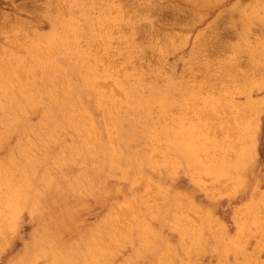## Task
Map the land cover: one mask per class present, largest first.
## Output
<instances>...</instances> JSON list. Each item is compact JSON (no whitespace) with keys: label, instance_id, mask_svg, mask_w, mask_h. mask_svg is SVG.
<instances>
[{"label":"rangeland","instance_id":"rangeland-1","mask_svg":"<svg viewBox=\"0 0 264 264\" xmlns=\"http://www.w3.org/2000/svg\"><path fill=\"white\" fill-rule=\"evenodd\" d=\"M0 65V264H264V0H0Z\"/></svg>","mask_w":264,"mask_h":264},{"label":"bare ground","instance_id":"bare-ground-1","mask_svg":"<svg viewBox=\"0 0 264 264\" xmlns=\"http://www.w3.org/2000/svg\"><path fill=\"white\" fill-rule=\"evenodd\" d=\"M141 4H142V2H141ZM121 8H122V7H121ZM60 9H61V8H60ZM125 9H126V8H125ZM62 10H63V9H62ZM151 10H152V9H151ZM120 12H121V11H120ZM58 13H59V12H58ZM61 13H62V12H61ZM123 13H124V12H123ZM123 13H122V14H123ZM132 13H133V11H132ZM125 14H127V13H125ZM145 14H146V13H145ZM59 15H62V14H59ZM133 15H134V13H133ZM142 17H143V16H142ZM140 18H141V17H140ZM136 19H137V18H136ZM136 21H137V20H136ZM99 23H100V22H99ZM93 24H94V23H93ZM93 26H94V25H93ZM95 29H96V28H95ZM98 29H99V28H98ZM69 31H70V30H69ZM83 33H84V31H83ZM85 33H86V32H85ZM72 34H73V32H72ZM70 35H71V33H70ZM37 37H38V36H37ZM31 40H32V39H31ZM68 40H69V39H68ZM70 40H71V39H70ZM37 41H38V38H37ZM37 41H35V43H36ZM127 41H128V40H127ZM43 42H44V41H43ZM38 43H39V42H38ZM42 44H43V43H42ZM54 44H55V43H54ZM54 44H53V45H54ZM38 45L40 46V44H38ZM20 46H21V45H20ZM24 46H25V45H24ZM36 46H37V45H36ZM90 46H91V45H90ZM43 47H44V46H43ZM18 48H19V47H18ZM21 48H22V46H21ZM41 48H42V46H41ZM45 49H46V48H45ZM106 49H107V48H106ZM46 50H48V49H46ZM5 52H6V51H5ZM48 52H49V51H48ZM54 53H55V52H54ZM15 55H16V54H15ZM28 55H29V54H28ZM28 55H27V57H28ZM52 55H54V54H52ZM38 56H41V55L38 54ZM5 57H6V56H5ZM8 57H9V56H8ZM43 57H44V56H43ZM6 58H7V57H6ZM33 58H34V57H33ZM36 58H37V57H36ZM89 58H90V57H89ZM92 58H93V57H92ZM27 59H29V58H27ZM66 59H67V58H66ZM72 59H73V58H72ZM96 59H97V57H96ZM11 61H12V59H11ZM11 61H9V62H11ZM89 61H90V60H89ZM96 61H97V60H96ZM1 64H2V62H1ZM5 65H6V64H5ZM0 66H1V65H0ZM3 67H5V66H3ZM44 67H45V66H44ZM80 67H81V66H80ZM109 67H110V66H109ZM1 68H2V67H1ZM47 68H48V67H47ZM14 69H15V68H14ZM2 70H3V69H2ZM108 70H109V69H108ZM0 71H1V70H0ZM17 72H18V71H17ZM38 72H39V71H38ZM4 73H5V72H4ZM21 73H22V72H21ZM31 73H32V72H31ZM36 73H37V72H36ZM1 74H2V73H1ZM18 74H19V72H18ZM38 74H39V73H38ZM2 76H3V75H2ZM22 76H24V75H22ZM27 76H28V75H27ZM33 76H35V75H33ZM4 77L6 78V76H4ZM14 77H15V76H13V78H14ZM89 77H90V76H89ZM0 78H1V77H0ZM10 79H12V78H10ZM16 79L18 80V79H20V78H16ZM23 79H24V78H23ZM18 81H19V80H18ZM9 82H11V81L9 80ZM211 85H212V84H211ZM211 85H210V86H211ZM6 86H7V85H6ZM57 86H58V85H57ZM7 87H9V86H7ZM60 88H61V87H60ZM208 88H209V87H208ZM213 88H214V87H213ZM213 88H212V89H213ZM231 88H232V87H231ZM10 89H11V88H10ZM210 89H211V88H210ZM115 90H116V89H115ZM208 90H209V89H208ZM236 90H237V88L235 89V91H236ZM116 91H117V90H116ZM214 91L217 92V90H214ZM214 91H213V92H214ZM227 91H228V90H227ZM117 92H119V91H117ZM209 92H210V90H209ZM220 92H221V91H220ZM222 92H224V91H222ZM115 94H117V93H115ZM119 94H120V93H119ZM121 94H122V93H121ZM207 94H208V93H207ZM207 94H206V95H207ZM52 95H53V94H52ZM97 95H98V94H97ZM117 95H118V94H117ZM225 95H226V94H225ZM115 96H116V95H115ZM119 96H120V95H119ZM121 96H122V95H121ZM211 96L213 97V95H211ZM217 96H219V95H217ZM217 96H216V97H217ZM53 97H54V96H53ZM214 98H215V97H214ZM218 98H219V97H218ZM205 99H206V98H205ZM217 100L220 101L219 99H217ZM224 101H225V100H224ZM105 102H106V101H105ZM211 102H213V99H212ZM215 102H216V101H215ZM221 103H223V102H221ZM225 103H226V102H225ZM225 103L223 104L224 107H225ZM229 103H230V101H229ZM76 104H77V103H76ZM102 104H103V103H102ZM107 104H108V102H107ZM115 104H116V103H115ZM213 104H214V102H213ZM216 104H217V102H216ZM230 104H231V103H230ZM221 105H222V104H221ZM226 105H227V104H226ZM228 105H229V104H228ZM228 105H227V107H228ZM77 106H78V105H77ZM101 106H102V105H101ZM101 106H100V107H101ZM253 106H254V105H253ZM212 107H213V106H212ZM218 107H219V110H220L221 106H219V104H218ZM75 108H76V107H75ZM79 108H80V107H79ZM79 108H78V109H79ZM120 108H121V107H120ZM207 108H208V107H207ZM209 108H210V107H209ZM214 108H215V109H212V110H216V107H215V106H214ZM222 108H223V106H222ZM228 108H229V107H228ZM228 108H227V110H228ZM231 108H232V107H231ZM252 108H253V107H251V109H252ZM210 109H211V108H210ZM210 109H209V110H210ZM224 109H225V108H223L222 110H224ZM235 109H236V108H235ZM235 109H234V110H235ZM209 110H208V111H209ZM247 110H248V112L250 111L249 106H248ZM206 111H207V110H206ZM224 111H225V110H224ZM228 111H229V110H228ZM231 111H232V109H231ZM244 111H245V109H244ZM103 112H104V111H103ZM120 112H121V111H120ZM212 112H214V111H212ZM222 112H223V111H222ZM232 112L234 113V111H232ZM83 113H84V112H83ZM128 113H129V112H128ZM198 113H199V112H198ZM214 113L216 114V112H214ZM224 113H225V112H224ZM226 113H227V112H226ZM230 113H231V112H230ZM250 113H251V115L253 114L252 111L249 112V114H250ZM227 114H228V113H227ZM227 114H226V115H227ZM234 114H235V113H234ZM237 114H238V113H237ZM198 115H200V114H198ZM203 115H204V114H203ZM209 115H210V114H209ZM220 115H221V114H220ZM204 116H205V115H204ZM222 116H223V115H222ZM222 116H220V117H222ZM206 117H207V116H205V118H206ZM216 117H217V116H216ZM224 117H225V116H224ZM228 117H229V116H228ZM231 117H232V116H231ZM233 117H234V115H233ZM161 118H162V117H161ZM206 119H209V120H210V117H209V118H206ZM213 120H214V119H212L211 121L213 122ZM206 121H207V120H206ZM195 122H196V121H195ZM204 122H205V120H204ZM224 122H225V121H224ZM196 123H197V122H196ZM209 123H210V122H208V124H209ZM217 123H218V122H217ZM217 123H216V124H217ZM237 123H238V122H237ZM205 124H207V123H205ZM229 124H230V123H229ZM155 125H156V124H155ZM212 125H213V123L210 124L211 127H212ZM224 125H225V124H224ZM237 125H238V124H237ZM201 126H202V125H201ZM203 126H204V125H203ZM206 126H207V125H206ZM216 126H218V125H216ZM216 126L213 125V128H214V129H215V128L218 129V128L220 127V124H219V127H216ZM227 126H228V125H226V128L229 127V126H228V127H227ZM197 127H198V126H197ZM197 127H196V129H197ZM208 127H209V126H208ZM211 127H209V128L212 129ZM234 127H235V126H234ZM240 127H241V126H240ZM253 127H254V126H253ZM201 128H203V127H201ZM204 128H206V127H204ZM222 128H223V127H222ZM229 128H231V127H229ZM229 128H228V130H230ZM232 128H233V127H232ZM238 128H239V127H238ZM196 129H195V130H196ZM206 129H208V128H206ZM217 129H216V130H217ZM224 129H225V128H224ZM233 129H234V128H233ZM239 129H241V128H239ZM216 130H215V131H216ZM220 130H221V129H220ZM220 130H219V131H220ZM235 130H236V128H235ZM243 130H244V129H243ZM188 131H189V130H188ZM192 131H193V130H192ZM205 131H206V130H205ZM208 131H209V130H207V132H208ZM211 131H212V130H211ZM213 131H214V130H213ZM226 131H227V130H226ZM236 131H237V130H236ZM112 132H113V131H112ZM161 132H164V131H161ZM165 132H166V131H165ZM165 132H164V133H165ZM181 132H182V131H181ZM195 133H196V132H195ZM201 133H202V132H201ZM219 133H220V132H219ZM221 133H222V132H221ZM231 133H232V131H231ZM231 133H230V134H231ZM235 133H236V132H235ZM182 134H183V133H182ZM188 134H189V133H188ZM225 134L227 135V133H225ZM228 134H229V133H228ZM230 134H229V136H231ZM238 134H239V133H238ZM164 135H165V134H164ZM164 135H163V137H164ZM180 135H181V134H180ZM201 135H206V134L204 133V134H201ZM208 135H212V133H211V134L209 133ZM214 135H216V134L214 133ZM226 135H225V136H226ZM236 135H237V134H236ZM236 135H235V136H236ZM160 136H161V135H160ZM193 136H194V134H193ZM183 137H184V136H183ZM189 137H190V136H189ZM223 137H224V136H223ZM231 137H232V136H231ZM231 137H230V138H231ZM233 137H234V136H233ZM238 137H239V136H237V138H238ZM178 138H179V136H178ZM209 138H210V137H209ZM227 138H228V137H227ZM227 138L225 137V140H226ZM235 138H236V137H235ZM156 139H157V138H156ZM223 139H224V138H223ZM175 140L177 141L176 138L174 139V141H175ZM179 140H180V139H179ZM179 140H178V141H179ZM186 140H187V139H186ZM220 140H221V139H220ZM228 140H229V139H228ZM166 141H168V142L170 143L169 140H166ZM166 141H165V142H166ZM174 141L172 142V140H171L172 143H175ZM183 141H185V140H183ZM183 141L181 140V142H183ZM208 141H210V140H208ZM208 141H206L207 144H209ZM226 141H227V140H226ZM226 141H225V142H226ZM229 141H230V140H229ZM233 141H234V140H233ZM236 141H237V140H236ZM152 142H153V141H152ZM158 142H159V141H158ZM179 142H180V141H179ZM179 142H178V143H179ZM210 142H211V141H210ZM217 142H218V141H217ZM248 142H249V140H248ZM184 143H185V142H184ZM215 143H216V142H215ZM218 143H219V142H218ZM230 143H231V141H230ZM176 144H177V142H176ZM201 144H202V143H201ZM207 144H205V145H207ZM213 144H214V143H213ZM224 144H225V143H224ZM179 145H181V144L179 143ZM226 145H227V144H226ZM236 145H237V143H236ZM236 145H235V146H236ZM194 146H195V144H194ZM201 146H202V145H201ZM209 146H210V145H209ZM215 146H217V145L215 144ZM223 146H225V145H223ZM235 146H234V147H235ZM189 147L193 148V146H190V145H189ZM211 147H214V146H211ZM219 147H221V145H220ZM151 148L153 149V147H151ZM172 148H174V147L172 146ZM222 148H223V147H222ZM222 148H221V149H222ZM226 148H227V147H226ZM230 148H231V147H229V148H227V149H230ZM156 149H157V147H156ZM195 149H196V148H195ZM227 149H226V150H227ZM236 149H238V148H236ZM246 149H247V148H246ZM174 150H175V149H174ZM178 150H179V149H178ZM185 150H186V149H185ZM218 150H219V149H218ZM224 150H225V147H224ZM224 150H222V151H224ZM176 151H177V150H176ZM214 151H215V150H214ZM231 151H232V150H231ZM231 151H230V152H231ZM233 151H234V150H233ZM185 152H186V151H185ZM234 152H235V151H234ZM210 153H211V152H210ZM210 153H209V155H210ZM218 153H220V151H218ZM227 153H228V152H227ZM236 153H237V152H236ZM155 154H156V153H154V155H155ZM215 154H216V152H215ZM222 154H223V153H222ZM222 154H221V156H222ZM228 154H229V153H228ZM231 154H232V153H231ZM242 154H243V153H242ZM244 154H246V153H244ZM8 155H9V154H8ZM211 155H212V153H211ZM219 155H220V154H219ZM232 155H233V154H232ZM232 155H231V156H232ZM221 156L219 157V156L215 155V159H216V157L221 158ZM224 157H225V156H224ZM233 157L235 158L234 155H233ZM236 157H237V156H236ZM219 158H217L216 160H214V161H215V164L217 163L216 161H217ZM237 158H238V157H237ZM208 159H209V158H208ZM209 160H210V159H209ZM212 160H213V159H212ZM222 160H223V159H222ZM222 160H221V161H222ZM226 161H227V159H226ZM211 162L213 163V161H211ZM224 162H225V161H224ZM232 162H233V161H232ZM209 163H210V161H209ZM233 163H234V162H233ZM0 164H1V163H0ZM153 164H154V163H153ZM215 164H213L214 166H212V167L215 168V167L217 166V165L215 166ZM217 164H219V163H217ZM222 164L224 165L223 161H222ZM1 165H2V164H1ZM207 165H208V163H207ZM211 165H212V164H211ZM231 165H232V164H231ZM2 166H3V165H2ZM204 166H206V165H204ZM233 166H234V165H233ZM233 166H232V167H233ZM217 167H218V166H217ZM0 168H1V166H0ZM222 168H223V167H222ZM1 169H2V168H1ZM215 169H216V168H215ZM220 169H221V168H220ZM220 169H219V172L221 171ZM223 169H224V168H223ZM233 169H234V168H233ZM3 170H4V169H3ZM5 170H6V169H5ZM9 170H10V169H9ZM11 170H12V169H11ZM212 170H213V169H212ZM217 170H218V169H217ZM224 170H225V169H224ZM45 171H46V170H45ZM49 171H50V170H49ZM209 171H210V170H209ZM209 171H208V172H209ZM208 172H207V173H208ZM213 172H214V171H213ZM226 172H227V171H225V173H226ZM204 173H205L206 175H211V174H209L210 172H209L208 174H207L206 172H204ZM221 173H222V172H221ZM214 175H215V174H214ZM2 176H3V175H2ZM3 177H4V176H3ZM215 177H216V176H215ZM215 177H214V178H215ZM4 178H5V177H4ZM216 178H217V177H216ZM10 179H11V178H9V180H10ZM12 180H13V179H12ZM6 182H7V181H6ZM10 182H11V180H10ZM10 182H9V183H10ZM15 182H16V181H15ZM3 183H4V182H3ZM0 185H3V184H0ZM4 186H5V185H4ZM7 187H8V186H7ZM0 188H1V187H0ZM0 193H1V192H0ZM0 199H1V197H0ZM4 199H5V198H4ZM2 203H3V201H2ZM8 203H10V202H8ZM8 203H7V204H8ZM2 206H3V205H2ZM124 221H125V220H124ZM119 222H120V220H119ZM122 222H123V221H122ZM123 223H124V222H123ZM128 223H129V222H128ZM130 225H132V224L130 223ZM95 247H96V246H95Z\"/></svg>","mask_w":264,"mask_h":264}]
</instances>
